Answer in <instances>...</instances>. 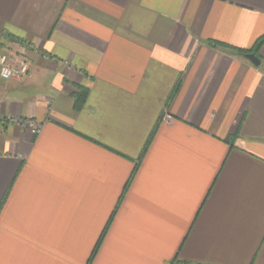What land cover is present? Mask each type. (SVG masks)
I'll use <instances>...</instances> for the list:
<instances>
[{
    "label": "crops",
    "instance_id": "crops-1",
    "mask_svg": "<svg viewBox=\"0 0 264 264\" xmlns=\"http://www.w3.org/2000/svg\"><path fill=\"white\" fill-rule=\"evenodd\" d=\"M263 35L264 0H0V264H264V43L227 47Z\"/></svg>",
    "mask_w": 264,
    "mask_h": 264
},
{
    "label": "built area",
    "instance_id": "built-area-1",
    "mask_svg": "<svg viewBox=\"0 0 264 264\" xmlns=\"http://www.w3.org/2000/svg\"><path fill=\"white\" fill-rule=\"evenodd\" d=\"M29 73V64L26 60L15 62L6 52L0 53V78L3 80H22ZM166 116V115H164ZM17 123L30 129L35 134L38 131V124L32 120H17Z\"/></svg>",
    "mask_w": 264,
    "mask_h": 264
},
{
    "label": "trees",
    "instance_id": "trees-1",
    "mask_svg": "<svg viewBox=\"0 0 264 264\" xmlns=\"http://www.w3.org/2000/svg\"><path fill=\"white\" fill-rule=\"evenodd\" d=\"M210 43H211L212 45H217V44H219V43H217V42H215V41H210ZM263 43H264V35L261 36V37H259V38L255 41L254 46H253L251 49H249V50H242V49H238V48L230 47V46H227V47L229 48V50H230L231 52H233V53L236 54V55H240L241 53H255V54L258 56V52H257V51L259 50L260 46H261ZM258 57H259V56H258ZM259 58H260V57H259ZM177 86H178V81H177V83H176V85H175V87H174V89H173V91H172V93H171L170 96H172V94H173V92H174V90L176 89ZM84 97H85V90L81 88V89H79V91H78V93H77V95H76V101H75V103H76V106H77V107L81 105V102L83 101V98H84ZM153 133H154V132L152 131L151 135H150L149 138L147 139V142L145 143V146H144V148H143V152H145L146 148L148 147L149 142H150V139H151Z\"/></svg>",
    "mask_w": 264,
    "mask_h": 264
},
{
    "label": "water",
    "instance_id": "water-1",
    "mask_svg": "<svg viewBox=\"0 0 264 264\" xmlns=\"http://www.w3.org/2000/svg\"><path fill=\"white\" fill-rule=\"evenodd\" d=\"M240 56L247 59L252 65L259 66L261 61L255 53H241Z\"/></svg>",
    "mask_w": 264,
    "mask_h": 264
},
{
    "label": "rangeland",
    "instance_id": "rangeland-1",
    "mask_svg": "<svg viewBox=\"0 0 264 264\" xmlns=\"http://www.w3.org/2000/svg\"><path fill=\"white\" fill-rule=\"evenodd\" d=\"M6 53H8L7 51H5ZM2 53H4V52H2ZM9 54V53H8Z\"/></svg>",
    "mask_w": 264,
    "mask_h": 264
}]
</instances>
